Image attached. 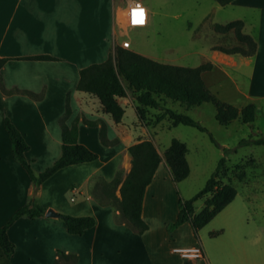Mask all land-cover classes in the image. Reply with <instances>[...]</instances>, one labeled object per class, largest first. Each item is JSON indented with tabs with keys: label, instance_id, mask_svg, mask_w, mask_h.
Wrapping results in <instances>:
<instances>
[{
	"label": "crops",
	"instance_id": "obj_1",
	"mask_svg": "<svg viewBox=\"0 0 264 264\" xmlns=\"http://www.w3.org/2000/svg\"><path fill=\"white\" fill-rule=\"evenodd\" d=\"M134 1H140L146 7L147 24L122 28L118 17L125 20L127 8ZM188 2L189 8L200 11L194 15L195 19L187 22L190 30L188 46L179 48L188 51L181 58L191 56L200 60L191 67L205 62L212 64L211 70L202 73V79L224 102L239 108L254 104L252 130L257 137H263L264 126H257L256 119L259 104L264 103V0H232L225 5H219L217 0ZM152 8L148 0H0V58L8 59L0 70L2 84L6 88L43 93L42 99L32 100L21 94L5 96L0 90V227L33 194L46 210L52 209L57 214L55 217L42 215L34 219H17L7 229V238L14 246L13 254L8 258L0 248V264H56L61 262L57 261V251L76 254V264H162L165 254L169 253L175 255L180 264L181 258L171 251L175 247L172 236L176 229L154 236L153 226L146 217L149 209V213L159 214L160 210L154 204L159 205L163 194H170L176 187L163 159L166 147L159 150L155 133L146 130L145 135L137 134L123 120L115 123L100 104L96 107L99 113L94 112L86 105L90 96L75 89L79 70L102 62L94 60L100 33L109 32L114 42L119 37L127 41V29L148 26ZM182 13V9H178L173 14L179 18ZM235 20L243 22L242 33L256 43L255 52L250 56L215 49L219 44L210 43L202 34V28L214 31L215 24ZM202 40H205L204 44L198 42ZM35 55H50L57 60L23 59ZM206 73L213 76L208 75L205 79ZM67 93L72 109L68 122L79 113L89 120L100 119L105 124L106 137L109 140L117 138L119 146H103L99 141V126H81L79 122L78 142L95 152L97 159L61 168L35 189L26 171L13 158L3 118L8 117L23 135L29 146L25 158L33 171L39 173L61 153L59 119L65 111ZM78 99L83 100V106L77 104ZM73 103L78 106L76 109L72 107ZM142 140L153 142L161 161L143 197L141 216L148 229L138 234L120 222L117 209L99 205L92 197L89 185L92 180L95 181L90 188L98 180L110 182L119 171H123L122 182L131 167L127 147ZM116 190L115 195L119 196ZM177 212L178 209L176 215ZM58 214L92 216L95 225L81 235H71ZM250 221L262 227L239 233V239H230L229 246L234 250L226 256V261L232 262L233 258L238 264H264V217ZM245 223L250 224L249 220ZM203 252L205 257L206 252ZM218 257L219 260L215 259L217 264H223L222 248Z\"/></svg>",
	"mask_w": 264,
	"mask_h": 264
},
{
	"label": "trees",
	"instance_id": "obj_2",
	"mask_svg": "<svg viewBox=\"0 0 264 264\" xmlns=\"http://www.w3.org/2000/svg\"><path fill=\"white\" fill-rule=\"evenodd\" d=\"M232 0H217L219 5H225ZM243 22L235 20L226 24H215L213 30L217 33H227L233 30L236 37L245 46H233L229 48L216 47L227 54H240L250 56L255 52L256 43L253 39L242 33ZM30 60H57L50 55H35L24 57ZM7 58H0V70L7 61ZM210 62L198 66H183L171 63H163L117 46L115 53L109 54L107 58L98 63H92L82 67L78 72L76 91L92 95L99 101L103 111L107 113L115 123H119L124 115V108L119 104L118 98L125 97L128 92L132 94L137 105L136 115L143 119L145 107L162 109L163 112L156 117V121L163 117L171 121V126L178 124L191 126L208 135L210 141L219 146L208 129L200 122L192 119L186 114L163 107L160 100L179 102L187 106H198L203 103H211L215 108V120L219 125L227 126L233 120L238 119L242 124H251L255 119V106L248 103L239 108L230 103L219 100L205 85L202 73L211 70ZM0 90L5 96L12 94L25 95L32 100H40L43 93L32 92L17 87L6 88L2 84L0 76ZM71 116L69 94L65 99V111L59 119L61 132V153L59 157L43 171L35 173L31 164L25 158V152L29 146L23 135L6 116L3 118V126L11 140L13 158L26 171L29 180L36 189L43 181L52 176L56 171L70 165L91 162L97 159V154L78 142V123L86 126H99V141L103 146L114 145L117 139L109 140L106 137V127L102 120H89L84 116H75L68 122ZM240 144H264V137L249 140H241ZM239 145V142H238ZM234 149L223 148L230 152ZM131 157V167L123 181H120L119 173L110 182L98 180L91 190L94 200L101 206H112L120 212V222L132 228L136 233L142 234L148 229L147 223L143 220L142 205L146 187L153 179L154 173L161 161L157 148L151 140H142L127 147ZM187 146L179 139H171L169 145L163 151V159L169 167L172 180L177 183L185 179L189 174V166L186 160ZM239 168V166H237ZM226 159L221 157L215 169L205 181L203 187L188 199H179L178 212L175 220L168 226L172 231L181 224L187 222L193 234L205 226L217 213L227 206L236 196V189L230 183L222 182L227 177ZM244 172H237L236 178L241 180ZM94 179V178H93ZM98 182H101L98 184ZM120 184L119 196L115 190ZM204 197L203 207L194 212V202ZM46 208L42 206L35 195H31L28 202L19 207L9 219L0 227V248L10 258L14 251L13 244L7 238V229L20 217L34 219L44 215ZM64 222L67 233L81 235L85 230L95 225L92 216H72L58 214ZM222 230L212 234L219 235ZM77 255L57 251V261H64L66 264H76ZM59 264V263H56Z\"/></svg>",
	"mask_w": 264,
	"mask_h": 264
},
{
	"label": "rangeland",
	"instance_id": "obj_3",
	"mask_svg": "<svg viewBox=\"0 0 264 264\" xmlns=\"http://www.w3.org/2000/svg\"><path fill=\"white\" fill-rule=\"evenodd\" d=\"M148 2L153 6L150 22L144 28L127 29L126 39L130 43L127 49L163 63L183 66L197 65L200 62L199 59H194L191 56L181 58V55L188 50L179 47L182 45L188 46L187 39L190 30H188L187 22L188 20L195 19L194 15L196 16V12L200 10L198 11L195 7L189 8L188 0H148ZM178 9H182L183 13L181 17L175 18L173 13ZM117 27L116 25V29ZM201 31L211 41L210 43H218L219 47L245 46L244 43L239 41L233 30L227 33H217L209 28H202ZM122 41L121 37H119L118 41L114 42L109 32H101L100 45L96 51L97 53L95 52L94 60L103 61L110 53L114 55L116 47H122ZM204 41L198 42L202 43ZM208 75L213 76L206 73L203 77L206 79ZM208 85L210 84L208 83ZM89 96L90 99H88L86 105L96 112V107L100 103H98L97 98L94 96ZM217 98L221 100L219 94ZM76 101L80 107L83 106L82 99ZM234 101H237L239 105L238 98H235ZM118 102L125 109V114L121 120L134 128L137 134L145 135L144 131L146 130L155 133L159 140L157 143H159L158 148L160 151L164 147H167L173 138L181 140L187 146L188 176L175 183L176 187L175 189H171L172 192L170 194L164 193L159 205L154 204V206H158L160 210L159 214L149 213L150 209L149 211L146 210V217L153 226L154 236L164 234L166 231L170 232L168 226L174 221L176 216L178 209L177 199H188L200 190L215 169L218 160L223 156L225 157L228 172L227 177L223 178L222 182H228L236 189L235 198L205 226L200 228L196 234H193L190 225L185 222L181 227L175 228L176 232L172 236V239L174 240L173 246L175 247L186 246L195 242V244L201 245L206 252L205 257L197 260L180 259V264H211L210 259L213 260L212 264H217L215 259L219 260L218 254L221 248L223 264H238L233 258L232 262L225 260L226 256L234 250L229 246L230 239H239V233H249L262 227L252 224L250 220L264 217V144H240L241 140L255 139L257 137V134H254L252 130V125L242 124L238 119L233 120L227 126L219 125L214 117L215 108L211 103L187 106L179 102L160 100L163 107L186 114L205 126L219 144L217 146L210 141L206 133L194 127L182 124L171 126V121L167 116L156 121V117L163 112L162 109L145 107L143 119H139L135 111L137 103L130 92L125 97L118 98ZM74 103L72 107L76 109L78 106ZM76 116L81 118L83 115L79 113ZM82 124L80 122L81 126ZM256 125L259 127L264 126V103L259 104ZM114 146L118 147L119 143L117 142L109 147ZM223 148L236 149L226 152ZM237 172H244V178L241 180L237 179ZM118 173L121 181L123 171H119ZM94 181H90V193L92 190L90 187L94 184ZM116 194L118 195L117 190ZM203 204L204 197L197 199L193 204L194 212H198L203 207ZM153 209L151 208L152 211ZM246 220H249V225L245 223ZM219 230L223 232L219 235L212 234ZM198 237L199 240H197ZM59 264H66V262L61 261ZM162 264H178L177 257L170 253L165 254Z\"/></svg>",
	"mask_w": 264,
	"mask_h": 264
},
{
	"label": "built area",
	"instance_id": "obj_4",
	"mask_svg": "<svg viewBox=\"0 0 264 264\" xmlns=\"http://www.w3.org/2000/svg\"><path fill=\"white\" fill-rule=\"evenodd\" d=\"M142 11L143 16L136 15ZM140 19L142 23L136 22ZM126 23L129 27H143L147 24V10L146 7L140 1H134L128 6L126 11ZM129 41H123L122 47L128 48ZM172 253L177 254L181 259L184 260H197L204 257L203 248L199 244L185 246V247H173Z\"/></svg>",
	"mask_w": 264,
	"mask_h": 264
},
{
	"label": "water",
	"instance_id": "obj_5",
	"mask_svg": "<svg viewBox=\"0 0 264 264\" xmlns=\"http://www.w3.org/2000/svg\"><path fill=\"white\" fill-rule=\"evenodd\" d=\"M45 216L55 217L57 214L52 209H47L44 213Z\"/></svg>",
	"mask_w": 264,
	"mask_h": 264
},
{
	"label": "bare ground",
	"instance_id": "obj_6",
	"mask_svg": "<svg viewBox=\"0 0 264 264\" xmlns=\"http://www.w3.org/2000/svg\"><path fill=\"white\" fill-rule=\"evenodd\" d=\"M118 23H119V25L122 27V28H125L126 27V19L124 20V18L123 17H121V16H119L118 17Z\"/></svg>",
	"mask_w": 264,
	"mask_h": 264
},
{
	"label": "snow or ice",
	"instance_id": "obj_7",
	"mask_svg": "<svg viewBox=\"0 0 264 264\" xmlns=\"http://www.w3.org/2000/svg\"><path fill=\"white\" fill-rule=\"evenodd\" d=\"M136 15H139V16H143V13H142V11L140 12V13H136ZM136 22H139V23H142L143 22V20L142 19H140L139 21H136Z\"/></svg>",
	"mask_w": 264,
	"mask_h": 264
}]
</instances>
